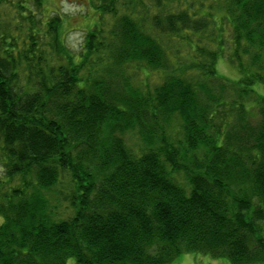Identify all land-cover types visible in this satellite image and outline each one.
I'll list each match as a JSON object with an SVG mask.
<instances>
[{
	"label": "trees",
	"instance_id": "1",
	"mask_svg": "<svg viewBox=\"0 0 264 264\" xmlns=\"http://www.w3.org/2000/svg\"><path fill=\"white\" fill-rule=\"evenodd\" d=\"M88 2L0 0V264L264 263V0Z\"/></svg>",
	"mask_w": 264,
	"mask_h": 264
},
{
	"label": "rangeland",
	"instance_id": "2",
	"mask_svg": "<svg viewBox=\"0 0 264 264\" xmlns=\"http://www.w3.org/2000/svg\"><path fill=\"white\" fill-rule=\"evenodd\" d=\"M88 1L89 0H44L47 15L48 11L57 10L59 14L64 17L65 24L63 26V32L65 35L62 33V28L61 34L62 37H65L64 41L67 46H69V48L76 54L82 52L86 33L99 18ZM217 71L218 74H223L230 79H237L239 75L237 69L225 59H221L217 64ZM128 137L129 145L133 146L137 139L132 138V136ZM1 154L0 148V180L5 178V170ZM170 264H230V261L225 257L217 258L204 253H184L174 259Z\"/></svg>",
	"mask_w": 264,
	"mask_h": 264
}]
</instances>
